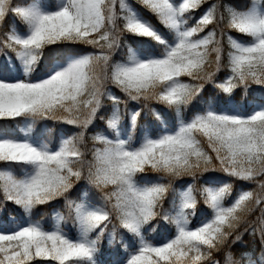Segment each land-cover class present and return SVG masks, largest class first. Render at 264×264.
Returning a JSON list of instances; mask_svg holds the SVG:
<instances>
[{"label":"snow or ice","instance_id":"1","mask_svg":"<svg viewBox=\"0 0 264 264\" xmlns=\"http://www.w3.org/2000/svg\"><path fill=\"white\" fill-rule=\"evenodd\" d=\"M135 4L166 32L129 0H0V30L11 20L0 32V194L23 213L19 220L12 213L0 220V264H99L106 233L110 245L119 233L126 253L119 264H264V96L247 106L250 111L231 100L237 89L264 90V0H245L241 7L220 0ZM125 35L138 39L128 43ZM122 47L126 58L114 60ZM224 68L229 75L217 82ZM208 84L229 97L227 105L202 99L204 107L193 111ZM105 99L112 102L107 117L101 114ZM153 104L173 112L174 121ZM149 116L158 123H141ZM98 118L106 129L91 136L89 148L86 132ZM43 121L79 131L52 147L44 139L52 131L47 124L35 131ZM209 171L255 187L226 204L232 183L206 182L199 195L210 215L201 214L195 227L194 183L173 190L174 213L164 210L173 181H195ZM149 172L158 179H149ZM81 181L100 194V204L89 202L88 188L79 200L69 196ZM60 199L76 238L61 227L67 217L59 211L52 213L51 228L31 218L39 206ZM158 218L174 226L173 236L154 223ZM157 232L160 243L147 236ZM245 233L257 238L260 250L237 259L231 245ZM220 254L223 262L215 259Z\"/></svg>","mask_w":264,"mask_h":264},{"label":"trees","instance_id":"2","mask_svg":"<svg viewBox=\"0 0 264 264\" xmlns=\"http://www.w3.org/2000/svg\"><path fill=\"white\" fill-rule=\"evenodd\" d=\"M50 2H55V0H50ZM210 2H215V0H210ZM221 4L228 3L232 4L236 7H241L245 0H220ZM209 6L208 3H205L200 10L194 12L192 15L194 17H199L202 14V11L205 7ZM134 7L138 12H141L154 26H156L158 29H160L161 32H166V30L157 22L156 18L154 16H151L148 12H146L144 9H142L139 5L135 4L134 1ZM223 10V9H221ZM195 23V20H189V25ZM11 25V20H9L5 27L0 30V32H6L9 29V26ZM17 25L19 26L20 31H23V25H20L17 21ZM213 27V26H210ZM207 31V30H206ZM203 35V33L201 34ZM232 36L236 37L237 39L241 41H247L248 38L244 37L242 35H238L235 32L231 33ZM138 38H135L130 35H125L124 40H126L128 43H134ZM57 47H65L63 45L57 46ZM73 47H76L78 49H81L82 51L88 52V51H95L94 49H91L90 47H86L84 45H75ZM7 52V50H4ZM227 52V40L225 38V53ZM10 53V52H7ZM53 53L52 49L48 50V55H51ZM12 54V53H11ZM14 56V54H12ZM126 58V48L122 47L120 50L117 51V53L114 55L113 59L116 61H120ZM15 59V56H14ZM4 61V54L0 53V62ZM225 63H227V58L225 55ZM43 69V64L40 65V68L38 71L34 74L35 76H39L40 72ZM229 75L228 69L224 68L222 71H220L216 76V81L220 82L224 80L225 77ZM187 79V78H185ZM111 91L121 98V100L126 99L122 93H120L116 89H111ZM264 96V90L260 89L258 86L253 85L251 89H249L248 93L245 94L243 89H237L234 93V95L231 97V100L241 106H244V108L248 111L250 109L247 108V106L252 103L254 100L259 101L260 98ZM213 99L217 104L219 105H227L229 97L225 96L224 94L220 93L218 89L214 88L211 84H208L205 86V89L202 93L201 97H197V99L193 102V105L191 106V109L198 110L204 107L202 103L203 100L207 99ZM123 105H121V108L123 109ZM129 108H135L138 107V105H135L134 103L129 102L128 103ZM152 107H155L157 110H159L161 113L165 114L166 118L172 122L175 119L174 113L170 110L164 108L163 105H157L153 104ZM112 109V102L108 99H105L104 101V108L101 110V114L110 115ZM192 115V111L186 110V118H190ZM126 122V117H125ZM141 123H151L153 125L157 124L158 122L154 120L151 116L148 117L147 121H141ZM44 124H47L50 129H52L51 133L44 137V139L50 143L52 147H55L58 145L61 136L71 135L79 129H76L72 126L61 124V123H55L53 121H43L36 125L35 131L39 133L40 129L43 127ZM106 129V122L105 120H100L99 118L95 121V123L88 129L86 132V139H87V146L90 148L92 146L91 136L97 132H103ZM147 176L149 179H158L157 174L154 173H147ZM211 181L209 186L218 187L219 182H230L233 185V192L232 196L229 197L225 203L228 204L231 202V200L235 197L237 192H239L241 189H248L255 187L254 185L247 184L241 181L233 180L232 178L226 176L224 173L219 171H209L204 173L202 176L198 177L195 181L192 180L191 177H184L180 180L173 181L172 184V190H170L169 196L164 204V210L173 212L174 210L172 208L171 201L173 200V190L179 191L181 189L186 188L189 184L194 183L195 188L197 190V200H198V207H197V215L192 218L191 226L195 227L201 220V214H209L210 210L206 207L204 204L203 198L199 195V190L205 186L206 182ZM88 188V200L91 203L94 204H100V194L95 190L91 189L85 181H81L76 187L73 189V191L69 194V196L74 200H79L81 192ZM54 211L61 212L67 219L64 221V223L61 225L63 230L68 233L70 236L76 238L77 236V229L75 225L73 224L72 219L68 216V210L64 207V201L63 199L53 201L49 205L39 206L37 209L34 210L32 214L33 220H38L41 222V224L47 229L51 228L55 224V220L53 218L52 213ZM9 213L14 214L17 219L23 215L22 211L12 204L11 202H8L7 204L3 203V196L0 194V220H3L5 222L8 221ZM154 223H159L161 226V229L165 234H167L169 237L173 236L175 233L174 226L166 224L164 221L158 220ZM15 226V225H13ZM109 232L111 231V225H109ZM243 231V229H241ZM147 236L149 239H152L155 243L161 242V234L160 232H157L155 234L153 233H147ZM93 238H95V234H93ZM126 239L131 241L133 238L126 235ZM98 253H97V260L99 264H119L121 260H123L126 257V253L123 250L122 246L119 243V233L117 237V243L110 245L109 239H108V233L105 234V236L102 238L101 243L98 245ZM260 250V244L259 241L255 236L249 235L245 233L242 236V239L237 242L234 245H231V251L235 254L237 259L240 258L241 254L244 252H254L258 253ZM215 259L220 260L223 262V255H217Z\"/></svg>","mask_w":264,"mask_h":264},{"label":"rangeland","instance_id":"3","mask_svg":"<svg viewBox=\"0 0 264 264\" xmlns=\"http://www.w3.org/2000/svg\"><path fill=\"white\" fill-rule=\"evenodd\" d=\"M134 1H135V0H129V2L133 4V6H134ZM206 8H208V6L205 7V8L203 9V11H204ZM203 11H202V13H203ZM7 55H8L9 57H11L12 60H14V57H13L11 54L8 53ZM2 62H3V61H2ZM2 62H0V63H2ZM68 235H69V234H68ZM71 237H72V236H71ZM73 238H74V237H73Z\"/></svg>","mask_w":264,"mask_h":264}]
</instances>
